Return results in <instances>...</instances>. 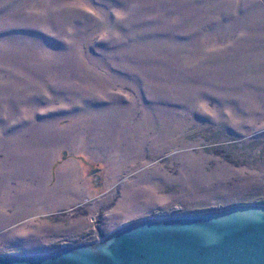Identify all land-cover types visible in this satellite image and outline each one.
<instances>
[{
  "label": "rangeland",
  "instance_id": "rangeland-1",
  "mask_svg": "<svg viewBox=\"0 0 264 264\" xmlns=\"http://www.w3.org/2000/svg\"><path fill=\"white\" fill-rule=\"evenodd\" d=\"M234 207H264V0H0V254Z\"/></svg>",
  "mask_w": 264,
  "mask_h": 264
},
{
  "label": "water",
  "instance_id": "water-1",
  "mask_svg": "<svg viewBox=\"0 0 264 264\" xmlns=\"http://www.w3.org/2000/svg\"><path fill=\"white\" fill-rule=\"evenodd\" d=\"M0 264H264V207L142 219L96 245Z\"/></svg>",
  "mask_w": 264,
  "mask_h": 264
},
{
  "label": "flooded vegetation",
  "instance_id": "flooded-vegetation-1",
  "mask_svg": "<svg viewBox=\"0 0 264 264\" xmlns=\"http://www.w3.org/2000/svg\"><path fill=\"white\" fill-rule=\"evenodd\" d=\"M95 189V187L93 188ZM144 219V218H143ZM142 220V219H140ZM100 225L102 226V223L99 222ZM97 231L100 235V241H96V242H93V243H83V244H78V243H70L69 245H65V246H54L52 247V249L50 250H42L41 252L38 250V249H31L30 248H26L25 250H23L24 247H18V250H14V251H11V252H8V253H3V254H0V257H5V256H20V257H34V256H44V255H48L50 253H53V252H56V251H60L62 249H69V248H75V247H79V246H84V245H87V246H91V245H96L102 241H104L105 239L108 238V236H110L112 233H114L115 231L109 233V234H105L103 232V230L98 226L97 227ZM118 230V229H117ZM94 230H92L91 232H87V234H90V233H93ZM81 234V233H80ZM80 234L76 235V239H80ZM69 236V235H68ZM71 237V235H70ZM72 238H75L74 236ZM83 238H86V237H83ZM82 238V239H83Z\"/></svg>",
  "mask_w": 264,
  "mask_h": 264
},
{
  "label": "crops",
  "instance_id": "crops-1",
  "mask_svg": "<svg viewBox=\"0 0 264 264\" xmlns=\"http://www.w3.org/2000/svg\"><path fill=\"white\" fill-rule=\"evenodd\" d=\"M62 204V203H61Z\"/></svg>",
  "mask_w": 264,
  "mask_h": 264
}]
</instances>
